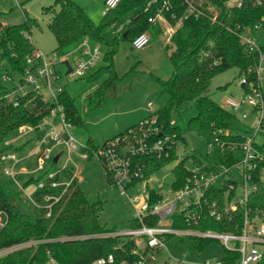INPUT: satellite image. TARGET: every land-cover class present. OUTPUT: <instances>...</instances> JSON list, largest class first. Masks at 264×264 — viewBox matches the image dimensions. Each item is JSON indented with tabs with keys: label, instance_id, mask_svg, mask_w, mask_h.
<instances>
[{
	"label": "trees",
	"instance_id": "1",
	"mask_svg": "<svg viewBox=\"0 0 264 264\" xmlns=\"http://www.w3.org/2000/svg\"><path fill=\"white\" fill-rule=\"evenodd\" d=\"M164 1L120 0L113 9L102 16L98 25L91 22L73 0H54L51 6L42 8L44 13H53L47 27L55 39V51L67 52L83 39L107 49L101 61L81 77L87 83L99 82L96 90L88 97L90 104L100 106L105 94L118 80L112 60L119 41L127 40L131 43L144 32H151L156 38L161 36L163 30L160 22L151 23L148 20L163 7ZM192 1L196 8L208 16L215 14V22L212 23L206 16L197 18L192 15L186 16V7L180 0H168L169 8L167 11L163 10V15L174 29L166 38L164 37L162 44L172 71L166 80L155 79L159 95L165 96L166 100L160 109L143 120L154 116L156 123L144 125V128L155 126L161 131V136H174L175 142L183 141L182 132L174 125L172 119L194 110L195 115L187 121L186 130L196 133L207 144L208 151L204 157L192 156L178 161L174 144L168 150L167 156L141 157L139 161L144 165L142 170L144 180H139L133 185L145 181V192L150 204L156 202L160 194L147 187L146 181L169 163L176 161L171 169L174 180L170 188L177 190L191 176L189 168L186 167L188 159L192 165L202 166L203 170H207V164L231 167L242 155L237 149L234 151L228 149L230 145L243 141L240 134L228 133L233 125L234 115L205 96L204 92L215 76L230 68L238 69L239 78L244 74L248 81L255 80L252 71L257 65V55L248 51V47L238 34L242 27H252L261 20L264 16V0L261 6H254L253 0H242L240 8L226 6L227 0ZM55 8L58 10L55 11ZM128 15L131 16L126 30L119 33L117 38L107 40L105 31ZM35 26L38 27L37 22L29 17L19 25L0 24V68L5 65L19 73L23 72L25 57L34 49L27 37ZM7 92V87L0 82V145L20 126L37 125L51 108L37 92L18 98V103L14 106L5 99ZM60 102L66 120L73 127L84 128V121L76 106V98L64 90ZM136 126L137 124H134L129 128ZM28 143L29 141L24 142L17 147L7 145L1 151L21 152ZM85 144L88 150H95L98 147L90 138ZM256 147L264 156V142ZM72 171L71 167L65 168L53 180H68ZM106 176L108 182L112 184L107 172ZM42 178L41 175L27 176L24 186L38 183ZM221 179L218 178L206 192L209 203L215 202L214 209L219 215L218 219L209 217L205 213L207 208L204 207L195 224L189 222L184 214L170 216L171 227L201 232H240L243 210L237 208L232 217L226 212L225 194L230 181ZM259 179L258 171H255L253 182L258 184V189L249 196L247 207L253 213L258 211L264 216V184L260 183ZM49 184V181L46 182L41 191L34 193L33 199L37 206H33L21 196V192L11 181L0 178V211L4 212L6 219L0 229V250L32 243L0 256V264H91L109 254H112L114 264H120L122 261L132 262L138 258V255L131 254L134 248L131 239L126 236L108 235L117 229L108 228L98 222L103 203L98 200L90 204L76 179L71 182L64 196L52 206L50 215L46 216V202L43 196L58 195L62 190V187L51 188ZM234 193L235 190H231L228 199ZM159 220L158 216H152L144 219V223L155 226ZM171 238L172 236H168V240ZM189 238L198 252L212 241L197 237ZM237 258L238 253L223 250L220 261L222 264H235ZM257 264H264V255Z\"/></svg>",
	"mask_w": 264,
	"mask_h": 264
},
{
	"label": "built area",
	"instance_id": "2",
	"mask_svg": "<svg viewBox=\"0 0 264 264\" xmlns=\"http://www.w3.org/2000/svg\"><path fill=\"white\" fill-rule=\"evenodd\" d=\"M119 1L104 0L101 15L104 16ZM180 1L186 7V16L192 15L195 18L206 16L212 23L215 22V14L208 16L196 8L192 0ZM241 5L242 0H227L226 2V6L236 8H240ZM253 5L261 6L262 0H253ZM168 8V0H165L163 7L148 21L152 23L164 20L166 22L163 10L167 11ZM260 30L264 33V16L252 27H242L238 34L248 47V51L257 55V65L252 71L255 80L248 81L242 74L238 79L242 98L240 100L228 98L225 101L227 108L233 112H238L243 106L248 107L255 118L254 127L251 129L252 133L246 131V133L240 134L243 141L228 147L230 151L237 149L241 152L239 161L228 168L207 164V170H203L202 166L192 165L189 169L191 176L182 187L177 190L170 188L168 194L160 195V198L152 204L149 203L146 192H144V199L129 197L134 208L132 227L128 230H117L108 235L126 236L131 239L134 244L131 254L138 255V258L132 262L122 261L120 264H151L154 261L155 253L165 246L168 236L173 238L177 235L217 240L223 250L238 253L235 264H257L262 260L264 255V216L258 211L253 213L247 207L249 196L258 189V184L253 182L255 171H258L259 182L264 184V156L258 151L254 141L260 129H264V39L263 44L258 46L252 36L254 32ZM149 42L148 32H144L131 42V46L141 49L149 45ZM101 58L99 45L91 44L87 39H83L74 48L64 53H59L55 49L48 53L33 49L30 54L26 55L25 67L21 73L5 65L0 68V82L8 89L5 95L8 103L16 106L18 98L37 92L42 100L51 105L48 114L37 125H22L16 130L20 136L32 134V138L27 140L35 142L31 153L20 158V152L1 151L2 148L10 145L7 141L0 145V178L4 181H11L21 192V196L33 206H37L33 199L34 193L41 191L46 182H50L51 188L62 187L58 195L43 196V200L46 202V216L50 215L52 206L67 192L71 182L78 178V172L72 171L68 180H53L61 170L69 167L68 162L71 161L69 157L63 164L57 166L62 153L74 154L81 160L95 157L110 175L112 184L117 188L119 194L126 195L128 189L137 185H133L134 183L144 180L142 173L144 165L140 163V158L149 155L167 156L168 150L175 144L174 136H161L158 127L144 128V125L156 123L154 116L140 121L135 128L128 127L126 131L116 134L95 150H88L85 143L82 144L76 140L73 135V126L66 120L64 108L60 102V96L66 90L63 78H81L95 67ZM62 67L64 70H61ZM148 106H151L150 102ZM241 118L246 119L247 115L242 113ZM56 149L59 152L55 153ZM56 156L57 159L54 162L53 159ZM27 158H34L35 166L29 170L23 167L18 168L17 165ZM231 169L240 173V179L229 173ZM39 175L43 178L38 183L24 186L27 176L37 177ZM20 177L22 178L20 179ZM220 177L221 181H230L229 189L225 194L226 212L232 217L237 208L243 210L240 232L217 233L172 228L170 216L184 214L189 222L195 224L204 207L207 208L205 213L209 217L219 218L214 209L215 202L209 203L206 192ZM142 183L145 184V181ZM231 190H235V193L228 199ZM1 214L4 212L0 211V216ZM152 216H158L159 222L155 226L146 225L144 219ZM4 223L5 221L2 222L0 217V229ZM91 264H114V258L112 254H109L98 258ZM200 264H222V262L220 258L206 259Z\"/></svg>",
	"mask_w": 264,
	"mask_h": 264
},
{
	"label": "rangeland",
	"instance_id": "3",
	"mask_svg": "<svg viewBox=\"0 0 264 264\" xmlns=\"http://www.w3.org/2000/svg\"><path fill=\"white\" fill-rule=\"evenodd\" d=\"M73 1L84 11L91 22L95 25L101 22L104 0ZM53 2L54 0H0V24L19 25L25 21L26 17L35 19L38 27H32L30 36L27 37L28 42L32 48L48 53L56 48L55 39L47 27L53 13H44L42 8L51 6ZM57 10L55 8V11ZM130 16L121 18L108 28L105 31V38L112 40L118 37L119 32H124ZM159 22L163 33L156 38L151 32H148L150 42L144 48L135 49L129 41H119L118 49L112 60L118 80L105 94L100 106L96 107L88 100V97L98 87L99 82L87 83L83 78H63L66 91L70 96L76 98L77 109L84 121V128L73 127V135L78 142L84 144L90 138L94 145L100 146L130 125L138 124L145 115H151L164 105L166 97L159 95L160 91L155 79L166 80L171 74L172 67L167 53L164 51L162 40L174 28L164 20ZM252 36L258 46L263 44L264 33L261 30L254 32ZM99 47L103 57L107 49L102 45ZM61 70L64 68L62 67ZM238 79V69L230 68L215 76L204 92L205 96L234 115L233 125L228 131L232 135L244 134L246 131L252 133L251 129L255 122L248 107L243 106L238 112H233L225 105L228 98L234 100L242 98ZM149 102L151 106H148ZM242 113L247 115L246 119L241 118ZM194 115L195 111L190 110L183 113L181 117L172 119L174 125L181 130L183 137V141L175 142L178 161L192 156L204 157L208 151L207 144L196 133L186 130L187 121ZM31 138L32 134L20 136L15 131L7 137L6 141L11 146L17 147ZM254 141L257 145L264 142V129H260ZM34 147L35 142L29 141L19 153L20 158L31 153ZM57 152H59L58 149L55 150V153ZM68 157L71 159L68 166L74 172H78V185L87 201L90 204L98 200L103 203L102 211L98 215V222L117 230H128L132 227L134 208L129 197L144 199L145 184L139 183L128 189L126 195H121L117 188L108 182L105 169L98 159L90 157L88 160H81L74 154L62 153L57 166L63 164ZM175 164L176 161L171 162L156 171L146 181L147 187L160 195L168 194L174 180L171 169ZM34 166V158L22 160L17 165L18 168L23 167L28 170ZM186 167L189 169L192 167L189 159L186 161ZM229 173L240 179V173L235 169H231ZM0 217L4 222L5 215L1 214ZM31 244L29 242L0 250V256ZM222 251L220 242L212 240L202 251L198 252L189 237L177 235L167 240L165 246L155 253L154 261L151 264H200L206 259H219Z\"/></svg>",
	"mask_w": 264,
	"mask_h": 264
},
{
	"label": "crops",
	"instance_id": "4",
	"mask_svg": "<svg viewBox=\"0 0 264 264\" xmlns=\"http://www.w3.org/2000/svg\"><path fill=\"white\" fill-rule=\"evenodd\" d=\"M148 116H149V115H148ZM146 117H147V116L145 115V116L143 117V119L146 118ZM132 125H134V124H132ZM130 126H131V125H130ZM78 180H79V179L77 178V181H78Z\"/></svg>",
	"mask_w": 264,
	"mask_h": 264
},
{
	"label": "water",
	"instance_id": "5",
	"mask_svg": "<svg viewBox=\"0 0 264 264\" xmlns=\"http://www.w3.org/2000/svg\"><path fill=\"white\" fill-rule=\"evenodd\" d=\"M56 159H57V156H56V157H54L53 161L55 162V161H56Z\"/></svg>",
	"mask_w": 264,
	"mask_h": 264
}]
</instances>
